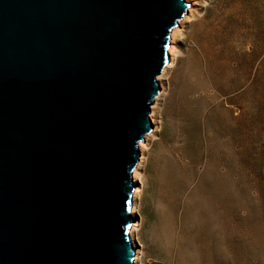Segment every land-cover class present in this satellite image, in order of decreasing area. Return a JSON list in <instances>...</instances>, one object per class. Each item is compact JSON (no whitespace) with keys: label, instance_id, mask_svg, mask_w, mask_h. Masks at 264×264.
<instances>
[{"label":"water","instance_id":"water-1","mask_svg":"<svg viewBox=\"0 0 264 264\" xmlns=\"http://www.w3.org/2000/svg\"><path fill=\"white\" fill-rule=\"evenodd\" d=\"M198 0H0V264H135L134 173Z\"/></svg>","mask_w":264,"mask_h":264},{"label":"rangeland","instance_id":"rangeland-1","mask_svg":"<svg viewBox=\"0 0 264 264\" xmlns=\"http://www.w3.org/2000/svg\"><path fill=\"white\" fill-rule=\"evenodd\" d=\"M175 43L139 167L134 261L264 264V0H198Z\"/></svg>","mask_w":264,"mask_h":264},{"label":"bare ground","instance_id":"bare-ground-1","mask_svg":"<svg viewBox=\"0 0 264 264\" xmlns=\"http://www.w3.org/2000/svg\"><path fill=\"white\" fill-rule=\"evenodd\" d=\"M178 34V33H177ZM177 34H176V36H177ZM175 36V37H176ZM169 54H170V59H169V62H168V64L165 66V69H164V71H163V73L164 72H166L167 70H170V69H172L173 68V65H174V63H173V56H174V50H170V52H169ZM162 73V74H163ZM161 74V75H162ZM160 78H161V76H160ZM161 94H162V90L160 91V93L158 94V96H157V98H156V101L158 100V98L161 96ZM155 101V102H156ZM156 106V103L154 104V106H153V110H154V107ZM153 113V112H152ZM152 120H153V122H154V124H155V126H156V122L154 121V119L152 118ZM148 136H149V134L147 135V137H146V142L144 143V145L142 146V155H141V158H142V160L144 159V157H145V153L147 152V150H148V143H147V139H148ZM142 160L140 161V163H139V165H138V167H137V172H135L134 173V182H135V186H134V189H133V198H134V202H133V206H132V209H131V214L134 216V218L136 219V212H137V204H136V199L139 197V194H140V191H141V186H142V182H141V178H140V172H139V167H140V165H141V162H142ZM136 220H134V222H135ZM138 224L137 223H133V226L131 225V228H130V236H131V239H132V242H133V245L136 247L137 245H136V240H135V238H134V231H135V229H136V226H137ZM136 249H137V247H136ZM137 252V251H136ZM137 254V253H136ZM135 260H136V257H135ZM135 262V264H137L136 263V261H134Z\"/></svg>","mask_w":264,"mask_h":264}]
</instances>
